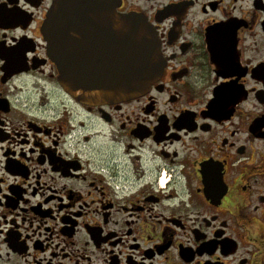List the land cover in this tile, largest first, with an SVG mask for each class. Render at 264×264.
Segmentation results:
<instances>
[{"label":"flooded vegetation","instance_id":"1","mask_svg":"<svg viewBox=\"0 0 264 264\" xmlns=\"http://www.w3.org/2000/svg\"><path fill=\"white\" fill-rule=\"evenodd\" d=\"M53 2L0 0V264H264V0H119L162 71L98 105L59 83Z\"/></svg>","mask_w":264,"mask_h":264},{"label":"water","instance_id":"2","mask_svg":"<svg viewBox=\"0 0 264 264\" xmlns=\"http://www.w3.org/2000/svg\"><path fill=\"white\" fill-rule=\"evenodd\" d=\"M118 1L54 0L48 12V57L63 90L80 103L135 99L161 74L155 33L142 18L118 14Z\"/></svg>","mask_w":264,"mask_h":264}]
</instances>
